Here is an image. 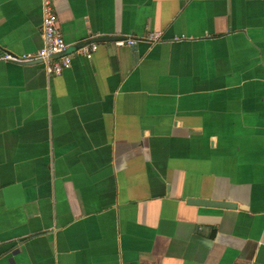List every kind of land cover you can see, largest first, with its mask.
Returning <instances> with one entry per match:
<instances>
[{"label": "crops", "instance_id": "1", "mask_svg": "<svg viewBox=\"0 0 264 264\" xmlns=\"http://www.w3.org/2000/svg\"><path fill=\"white\" fill-rule=\"evenodd\" d=\"M41 2L0 0V52L41 46ZM49 2L97 48L0 61V264H264V0Z\"/></svg>", "mask_w": 264, "mask_h": 264}, {"label": "built area", "instance_id": "2", "mask_svg": "<svg viewBox=\"0 0 264 264\" xmlns=\"http://www.w3.org/2000/svg\"><path fill=\"white\" fill-rule=\"evenodd\" d=\"M40 34L42 44L34 52L15 54L2 51L0 52V61L13 63L39 61L47 74L56 76L70 66V60L73 55H80L90 59L97 48L95 42H89L81 44V46L71 52H66L67 45L57 28L56 14L49 0H42L41 2ZM160 41H162L161 32L151 30L142 36H118L108 42L114 46H132L138 42L153 45Z\"/></svg>", "mask_w": 264, "mask_h": 264}, {"label": "water", "instance_id": "3", "mask_svg": "<svg viewBox=\"0 0 264 264\" xmlns=\"http://www.w3.org/2000/svg\"><path fill=\"white\" fill-rule=\"evenodd\" d=\"M114 37L109 36H101L95 38V40H111ZM70 50L66 48V52ZM186 203L193 205H202V206H210V207H219V208H233L234 204L224 200H212V199H202V198H187Z\"/></svg>", "mask_w": 264, "mask_h": 264}]
</instances>
